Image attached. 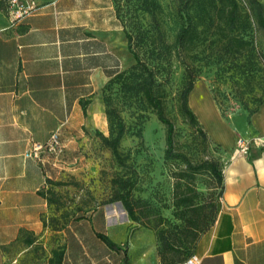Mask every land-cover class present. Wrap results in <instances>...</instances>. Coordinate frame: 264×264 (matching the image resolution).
I'll use <instances>...</instances> for the list:
<instances>
[{
    "label": "crops",
    "instance_id": "crops-1",
    "mask_svg": "<svg viewBox=\"0 0 264 264\" xmlns=\"http://www.w3.org/2000/svg\"><path fill=\"white\" fill-rule=\"evenodd\" d=\"M35 1L37 9L13 25L0 11V264H49L54 249L63 250L61 264H122L100 207L52 225L57 214L45 189L59 172L53 156L26 153L55 130L66 149L106 134L104 86L134 60L124 31L102 7ZM188 104L218 147L223 173L215 220L191 255L199 264H264V101L251 115L224 116L198 80ZM238 138L250 142L247 154L236 153Z\"/></svg>",
    "mask_w": 264,
    "mask_h": 264
},
{
    "label": "rangeland",
    "instance_id": "rangeland-1",
    "mask_svg": "<svg viewBox=\"0 0 264 264\" xmlns=\"http://www.w3.org/2000/svg\"><path fill=\"white\" fill-rule=\"evenodd\" d=\"M76 1L81 8L102 7L104 15L114 16L122 30H130L135 16L146 28L151 26L149 15L137 7L139 0ZM259 1L264 4V0ZM157 2L160 5L157 19L163 39L171 45V53L167 55L169 62L159 68L156 76L164 113L174 125V151L185 154L193 164L206 159L217 160L216 146L198 133L182 114L180 93L189 77L195 81L205 80L224 116L240 112L248 114V110L264 98V65L259 61V54L264 53V29L254 22L247 0H237L240 18L248 17L251 23L244 31L245 39L250 41L249 49L235 52L233 47L224 45L228 32L222 31L223 19L218 17L217 8L211 10L213 23L208 21L207 28L200 31L191 44L176 46L175 36L181 24L186 22V10L193 14L192 2ZM216 4L219 8L218 1ZM6 8V0H0V11L7 12ZM250 68L254 69L253 73H241ZM131 85L127 79L125 83L122 80L110 83L105 89L110 106L125 125L119 148L123 154H129L127 166L118 165L97 135L78 138L77 142H83L74 149L65 146L61 155L53 156L59 173L56 179H48L53 183L47 182L45 189L57 214L52 225L64 226L81 211L100 207L107 216L109 236L119 247L122 264L177 262L190 250L192 252V249L186 251L184 248L191 235L188 232L191 222L206 220V229L213 224L221 197L219 187L205 169L191 175L187 181L177 178L176 174L184 164L175 158H165L166 126L141 95L130 88ZM133 170L136 172L133 190L136 220L129 218L120 201L108 202L114 189L112 178ZM186 195L192 199L189 205L182 201ZM112 210L123 213L112 216ZM162 234L172 247L162 244ZM45 261L46 257L43 258Z\"/></svg>",
    "mask_w": 264,
    "mask_h": 264
},
{
    "label": "trees",
    "instance_id": "trees-1",
    "mask_svg": "<svg viewBox=\"0 0 264 264\" xmlns=\"http://www.w3.org/2000/svg\"><path fill=\"white\" fill-rule=\"evenodd\" d=\"M192 2L193 14L186 10V22H183L178 29L175 36L174 45L183 46L184 44H191L196 35L207 28V23L210 21L213 23L211 10L217 8L218 17L223 19L222 31H227V41L225 46L233 47L235 52H241L242 49H249L250 41L245 39L244 31L246 27H250L251 23L248 17L245 19L240 18V6L237 0H189ZM219 2V8L216 2ZM248 8L251 12L256 25L264 29V4L259 0H247ZM140 11L149 15L151 20V26L146 28L140 21L138 16H135V20L132 21L130 30L124 28V33L127 39V48L133 57L134 62L126 69L122 70L110 80L104 86L103 99L105 105V114L108 123V135L97 131V135L102 144L108 148L113 155L114 159L121 167H126V160L129 158V154H123L119 148L121 139L125 132V125L122 118L117 111L110 106L109 98L105 95V89L110 83L125 81L129 79V83H132L131 87L134 91L141 95L147 105L151 107L158 120L166 126V159H178L184 164V168L178 170L176 176L178 179L187 181V179L194 175L196 172H200L205 169L209 175L215 180L219 187V193L222 195L223 191V173L221 167V161L218 159H206L198 164H193L183 153L174 151L173 133L174 125L170 119L165 115L163 108V96L159 90V83L157 82V71L161 66L169 62L167 55L171 53V45L167 44L163 39L162 32L157 19V12L160 9V5L157 0H139L137 6ZM220 27V26H217ZM241 27L242 29L240 30ZM239 28V32H235ZM261 65H264V53L259 54ZM261 69L262 68H258ZM257 69V70H258ZM253 68L242 70L241 73L249 75L253 73ZM256 70V69H255ZM194 78H188L187 83L180 93V108L183 115H185L188 121L194 125L202 136L210 140L204 131L202 125L199 123L195 113L192 111L188 104V94L191 91L194 83ZM215 100V99H214ZM264 101L261 98L254 108L248 110V114L254 113L259 105ZM217 104V103H216ZM112 184L114 186L111 197L108 202L120 201L123 208L127 212L131 220H136V200L133 198V190L136 187V172L133 170L125 175H120L112 178ZM51 182V180H47ZM55 184H62L61 182H54ZM46 192V191H45ZM44 193V192H43ZM47 193V192H46ZM48 195V193H47ZM48 202L53 201L52 198L47 196ZM183 203L189 205L192 201L191 197L184 196ZM219 206V205H218ZM218 211V209H217ZM206 220L192 221L188 232L191 234L190 238L184 244L186 251L193 250L194 245L199 236L206 231ZM110 246L114 244L108 239L107 236H101ZM162 244L166 247H172L168 244L163 234L160 236ZM170 249V248H169ZM190 253L177 262H171L168 264H180ZM63 256V250L54 249L52 251V257L49 259V264H61ZM161 264H165L162 260ZM167 264V263H166Z\"/></svg>",
    "mask_w": 264,
    "mask_h": 264
},
{
    "label": "built area",
    "instance_id": "built-area-1",
    "mask_svg": "<svg viewBox=\"0 0 264 264\" xmlns=\"http://www.w3.org/2000/svg\"><path fill=\"white\" fill-rule=\"evenodd\" d=\"M7 16L10 25L15 24L22 17L34 12L37 9L35 0H6ZM249 143L243 138L236 140L237 154H247L249 150ZM63 150V145L60 137V131H53L45 143H33L30 150L26 153V157L41 159L42 155L59 156ZM180 264H199V259L195 255L187 257Z\"/></svg>",
    "mask_w": 264,
    "mask_h": 264
},
{
    "label": "bare ground",
    "instance_id": "bare-ground-1",
    "mask_svg": "<svg viewBox=\"0 0 264 264\" xmlns=\"http://www.w3.org/2000/svg\"><path fill=\"white\" fill-rule=\"evenodd\" d=\"M201 102H203V100ZM203 116L207 119V121H209V122L211 121L206 113H203ZM118 213H123V211L122 210H112L111 211L112 215H115V214H118Z\"/></svg>",
    "mask_w": 264,
    "mask_h": 264
}]
</instances>
